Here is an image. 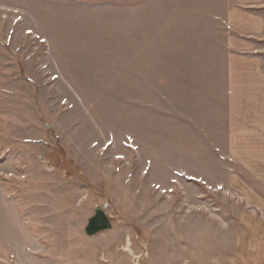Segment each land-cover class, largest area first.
<instances>
[{
	"label": "rangeland",
	"instance_id": "374dc122",
	"mask_svg": "<svg viewBox=\"0 0 264 264\" xmlns=\"http://www.w3.org/2000/svg\"><path fill=\"white\" fill-rule=\"evenodd\" d=\"M263 92L264 0H0V264H264Z\"/></svg>",
	"mask_w": 264,
	"mask_h": 264
},
{
	"label": "water",
	"instance_id": "95a60500",
	"mask_svg": "<svg viewBox=\"0 0 264 264\" xmlns=\"http://www.w3.org/2000/svg\"><path fill=\"white\" fill-rule=\"evenodd\" d=\"M111 227L112 221L110 217L101 208H96L94 215L88 219L84 232L86 235L91 236Z\"/></svg>",
	"mask_w": 264,
	"mask_h": 264
},
{
	"label": "crops",
	"instance_id": "0c3cea01",
	"mask_svg": "<svg viewBox=\"0 0 264 264\" xmlns=\"http://www.w3.org/2000/svg\"><path fill=\"white\" fill-rule=\"evenodd\" d=\"M239 30H241L243 33L245 32V33H248V31H247V29H245L244 27H237ZM245 70V69H244ZM247 79H248V77H247ZM262 85H263V83H262ZM246 86L248 87V86H250V84L248 83V81L246 82ZM263 94V97H264V92L262 93ZM255 105L256 106H259V108L261 109V111L263 112V115H262V118H263V122H264V98H263V100L261 101V102H258L257 104L255 103ZM254 106V103H252V102H248V115L249 116H252L253 114H255L254 116H256V114H257V112H255L254 111V113L253 112H251V111H253V107ZM260 106H262V107H260ZM243 113H245V112H243ZM249 116H247V118L249 117ZM261 117V116H260ZM255 118V119H254ZM252 120V123H251V125L252 126H250V124L248 123L247 125H248V128L247 129H249L248 130V134L250 135L251 134V132H253V131H251L250 129H252V128H254V127H256L257 125H256V121L258 120V118H259V116H256V117H254ZM249 119V118H248ZM247 119V120H248ZM252 135H254V134H252ZM259 138V137H258Z\"/></svg>",
	"mask_w": 264,
	"mask_h": 264
}]
</instances>
